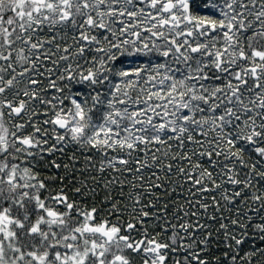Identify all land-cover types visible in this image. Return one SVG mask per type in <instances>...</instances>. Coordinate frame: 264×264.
I'll return each mask as SVG.
<instances>
[{
	"label": "snow or ice",
	"instance_id": "obj_1",
	"mask_svg": "<svg viewBox=\"0 0 264 264\" xmlns=\"http://www.w3.org/2000/svg\"><path fill=\"white\" fill-rule=\"evenodd\" d=\"M0 264H264V0H0Z\"/></svg>",
	"mask_w": 264,
	"mask_h": 264
}]
</instances>
